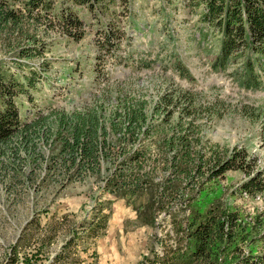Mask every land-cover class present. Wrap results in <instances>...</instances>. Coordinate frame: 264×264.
I'll return each instance as SVG.
<instances>
[{"label":"rangeland","instance_id":"374dc122","mask_svg":"<svg viewBox=\"0 0 264 264\" xmlns=\"http://www.w3.org/2000/svg\"><path fill=\"white\" fill-rule=\"evenodd\" d=\"M129 1V12L119 9L113 16L115 26L124 31L120 48L103 47L101 27L89 17L80 33L71 36L57 23L52 26L42 20L40 29L47 24L46 33L42 32L46 48L42 56L30 61L29 68L24 67L34 71L36 85L29 89L32 101L19 97L22 112L44 113L49 106L71 110L88 101L96 82V64L100 87L105 83L103 77L110 81L139 79L133 86L156 101L157 85L172 72L173 85L195 93L194 103L199 108L188 116L181 103L171 114L153 116L150 122L157 135L146 134L136 144L144 153L136 160L143 168L141 185L135 190L120 185L115 188L111 182L120 179L114 177L122 165L118 162H101L100 172L71 173L68 178L58 166L44 170L32 159L13 173L1 168L0 264H62L66 261L55 260L62 249L70 253L73 264H234L241 256L262 249L264 199L241 192L240 185L256 170L264 173V89L240 88L225 73L211 70L210 43L204 49L187 42L196 29L198 12L183 0ZM129 13L140 31L133 30ZM161 13L167 15L166 20ZM164 26L173 29L177 52L191 79L178 77L160 65V61L165 65L168 52L160 44ZM129 48L131 55L125 62ZM156 55L158 60L153 59ZM140 57L150 58L151 65H137ZM181 135L185 142H177ZM168 137L178 146L176 157L168 150ZM213 145L222 157L245 149L252 162L246 168L254 172L231 168L212 177L210 169H205L195 177H186L196 165L191 159L208 156ZM52 150L43 149L44 157ZM182 152L188 153L189 159L182 158ZM134 165L125 163L123 171ZM182 168L188 170L182 172ZM213 208L218 213H233L239 225L231 240L213 238L207 249L209 257L197 258L192 255L191 223ZM69 240L70 248L65 245ZM13 245L19 248L17 261Z\"/></svg>","mask_w":264,"mask_h":264},{"label":"trees","instance_id":"16d2710c","mask_svg":"<svg viewBox=\"0 0 264 264\" xmlns=\"http://www.w3.org/2000/svg\"><path fill=\"white\" fill-rule=\"evenodd\" d=\"M183 3L198 12L196 29L187 42L204 49H208L210 43L208 50L212 57L208 62L211 70L225 73L240 88L264 89V0H183ZM131 7L129 0H0V53L5 55L1 57L0 54V170L16 172L23 163L32 159L37 162L36 166L44 170L48 168L50 171L58 166L61 174L68 178L72 177L71 173L77 176L84 172H100L101 162H118L122 165L117 167L119 169L114 172V177L120 179L111 181L115 182V188L119 185L132 190L139 188L142 181L140 170L143 167L136 165V160L144 152L136 144L146 134L157 135L158 131L150 122L153 116L171 114L181 103H184L183 112L188 116H193L199 108L194 103L195 93L173 85L172 72L165 77L162 75V83L156 84L159 87L156 91L158 101L154 97L150 100L146 93L134 87L139 79L110 81L103 77L105 83L100 87L97 64L94 68L96 82L87 95V99L90 98L75 109L49 106L44 113L40 110L32 113L27 109L22 112L18 101L20 96L32 101L29 89L35 87L36 76L34 71H25L24 67L29 68L30 61L42 56L46 48L42 32L46 33L47 24L43 25L45 29H40L42 20L52 26L57 23L62 31L71 36L80 33L84 24H88L86 17H89L101 27L102 46L116 45L120 48L124 43V31L115 26L113 16L117 15L119 9L128 11ZM161 14L166 20L167 15ZM127 19L134 31L141 30L133 15L129 13ZM163 30L160 44L167 47L168 52L163 59L165 65L161 61L160 65L178 77L191 79L189 69L177 52L173 29L164 26ZM150 31H154L152 27ZM130 55L129 48L123 60L127 62ZM153 59L158 60V55ZM7 60L12 64L8 66ZM150 60L140 57L135 62L139 66L149 67ZM40 70L45 69L41 67ZM153 101L156 102L152 104ZM245 114L252 115L251 112ZM168 138V150H173V157H176L178 146L173 137ZM185 138L181 135L177 142H185ZM51 148L54 150L50 156L44 157L43 149ZM183 152L182 158L189 159L188 153ZM196 157L199 161L191 159L196 164L192 170L181 169L182 172L189 171L186 177H195L205 169H210L209 175L215 177L231 168H246L252 163L245 149L230 151L228 156L222 157L216 145L210 148L208 156ZM125 163L135 165L123 171ZM240 191L264 199L263 171L256 170L244 180ZM201 216V219L191 223L189 234L194 240L192 255L205 259L209 257L207 249L212 239L219 237L224 240L226 236L231 240L235 235L233 230L239 223L233 213H218L215 208L208 209ZM261 239L260 252L245 254L234 264H264V234ZM70 244L69 240L65 245L70 248ZM12 250L14 261H17L18 246L13 245ZM62 251L55 260L63 259L66 262L62 264H67L70 253L64 249ZM70 264L73 263L70 261Z\"/></svg>","mask_w":264,"mask_h":264}]
</instances>
